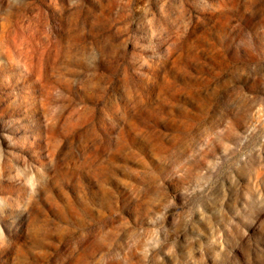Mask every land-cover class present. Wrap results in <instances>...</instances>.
<instances>
[{"label": "rangeland", "instance_id": "obj_1", "mask_svg": "<svg viewBox=\"0 0 264 264\" xmlns=\"http://www.w3.org/2000/svg\"><path fill=\"white\" fill-rule=\"evenodd\" d=\"M0 264H264V0H0Z\"/></svg>", "mask_w": 264, "mask_h": 264}]
</instances>
